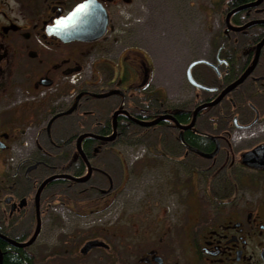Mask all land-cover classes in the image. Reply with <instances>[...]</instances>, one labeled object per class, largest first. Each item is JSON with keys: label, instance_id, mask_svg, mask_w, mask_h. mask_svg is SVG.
I'll return each mask as SVG.
<instances>
[{"label": "flooded vegetation", "instance_id": "obj_1", "mask_svg": "<svg viewBox=\"0 0 264 264\" xmlns=\"http://www.w3.org/2000/svg\"><path fill=\"white\" fill-rule=\"evenodd\" d=\"M150 2L155 0H0L1 264H77L94 253H103L105 264H264V168L257 162L251 166L241 163L242 154L264 145V141H256L264 119V44L250 74L219 104L200 110L192 129L181 131L172 120H164L154 126L152 146L140 149L141 155H152L157 160L158 171L182 173L184 180H177V183L179 181L182 190L190 191L178 199L176 211L144 209L133 234L111 230L104 239L94 234L93 239L85 240L79 247L72 246L65 236H61L56 238L59 245H42L39 250H33L37 242L42 244L43 240H49L48 235L42 237L41 226L45 209L50 204L49 186L54 181L40 193V228L33 243L17 247L8 242L25 244L35 235V194L52 174L47 176L46 164L34 156L43 159L51 155L49 146L54 151L60 149L57 140L62 125L59 122L65 116L79 114L82 96L107 102L113 97L118 100L115 107L105 108L106 122L110 124L118 112L115 137L118 123L135 124L130 118L149 122L170 116L177 123L189 120L181 123V126H187L200 105L215 100L225 87L252 66L257 45L264 40V25H254L240 32L227 31L226 15L242 6L238 5L226 12L224 25L221 20L222 27L213 38L215 50L207 58L193 60H204L213 65L211 68L201 64L191 70L192 78L201 85H204L203 79H214L215 86L204 85L213 91L192 86L200 94L194 95L197 100L191 108L172 104L158 89L149 91L151 74H147L150 66L144 62L145 56L132 47L113 54L118 37L114 40L116 35H112L113 30L125 34L136 28L135 39H138L139 13L144 7L150 9ZM262 19L264 0L257 7L233 13L229 25L239 28ZM59 20L64 23L57 25ZM85 70L96 78L86 86L104 90L106 94L99 96L77 89L64 109L58 102L63 96L64 80L67 79L74 88L78 83L76 77ZM108 75L109 78L101 83L100 77ZM222 104L218 117L208 118L209 110ZM227 105L230 114L223 115ZM149 116L153 119H144ZM94 119L98 125L105 122L99 117ZM223 120L227 124L225 128L221 124ZM207 125L211 126L210 131ZM234 128L248 130L247 137L256 142L241 154L240 165H235L234 179L227 177L223 192L214 194L207 189L212 175L208 178L205 174L220 167L217 164L220 158L222 163L225 162L223 147ZM166 129L171 131L166 133L170 136L165 134ZM34 133L42 137L34 144L32 152L27 141ZM42 140H46L45 145ZM141 144L150 145L147 142ZM35 164L36 168L32 169ZM241 170L245 176L241 175ZM199 174L205 178L206 197L203 199L191 194V188L197 186L192 178ZM111 190L106 193L109 200L112 199ZM32 219L35 222L33 233L25 228ZM88 243H91L89 251L82 253L81 249ZM9 255L11 260H6Z\"/></svg>", "mask_w": 264, "mask_h": 264}, {"label": "rangeland", "instance_id": "obj_2", "mask_svg": "<svg viewBox=\"0 0 264 264\" xmlns=\"http://www.w3.org/2000/svg\"><path fill=\"white\" fill-rule=\"evenodd\" d=\"M216 2L218 0H155L154 3L150 2V9L144 7V10L139 13L141 23L138 28L140 35L138 39H135L136 28L128 30L125 34H117L113 30L112 36L116 35L114 40L118 37V43L113 45L115 48L113 54L130 47L133 48L132 50L140 51L145 56L144 62L149 63L150 66L151 72L147 74H151L149 79L151 85L148 90L158 89L161 94L167 95L172 104L191 108L197 100L194 99V95L200 93L187 82L185 72L191 61L207 58L209 53L215 50L213 38L217 36L222 27V17L219 11L213 8ZM131 32L132 36H130ZM108 78L109 75L100 77L101 83ZM111 78L113 79V76ZM75 80H78V83L74 88L67 79L64 80L63 96L58 100L64 109L69 106L72 94L77 89L88 90L99 96L106 94L104 90L98 91L96 88L90 89L86 86L87 83L96 80L87 70L81 72ZM90 100L86 104H80L79 114L73 117V120L64 118L59 122L60 126L62 125L61 134L58 136L59 141L70 139L72 135L75 137L71 144L66 146L69 154L76 153V138L80 135V131L92 128L93 123H97L94 117L101 118L100 116L106 114V107H115L118 102L114 97L110 102H104L103 105L99 103V100ZM259 130L260 137L256 141L263 142L264 119ZM248 134V130L234 128L230 137H227L226 145L223 147L226 155L222 153L225 162L222 163L220 158L217 162L220 167L216 171H209L205 174L208 178L212 175L211 183L207 185L210 192L221 194L225 182L228 181L227 177L236 176L235 165H240L241 154L249 150L256 142L249 139ZM30 136L27 142L29 146H32L31 151L33 152L34 144L40 142L42 136L39 137L35 133ZM45 142L46 140H42L43 145ZM147 147L151 146L141 143L134 146L124 145L115 141L108 146L96 149L94 153L96 157L89 160V163L92 168L95 167L93 171L106 173L103 177L110 178L111 186L108 182L102 183V176H96L97 178L91 181L93 183H90V191L77 197L74 204L68 202V199L63 196L56 199L50 197L51 202L45 209L41 226V234L44 235L42 237L45 238V235H48L49 240L47 242L43 240L42 244L40 241L37 242L33 250H39L42 245L47 247L51 244L59 245L56 238L61 236H65L72 246L79 247L84 244L85 240L93 239L94 234H97L100 239H104V235L111 230L119 234H133L138 229L140 213L144 212V209L150 212L153 208L159 212L176 211L178 208L176 202L179 198L182 199L188 195L190 189L182 190L179 181L177 183V180H184L182 173L158 171L156 169L157 160L152 155H141L140 149ZM242 174L245 176L244 172ZM202 175L199 174L192 178L197 182V186L192 185V197L196 196L201 199L206 197L205 178ZM234 183L237 184V181L234 180ZM110 188L112 189L111 200L108 196L106 197ZM25 228L33 233L34 220L32 219ZM77 264H105L104 254L94 253L80 259Z\"/></svg>", "mask_w": 264, "mask_h": 264}, {"label": "trees", "instance_id": "obj_3", "mask_svg": "<svg viewBox=\"0 0 264 264\" xmlns=\"http://www.w3.org/2000/svg\"><path fill=\"white\" fill-rule=\"evenodd\" d=\"M253 0H218V2L214 3V10L219 11L221 17H222V24L224 25V16L226 15V12L229 11L231 8H234L238 5H243V4H248ZM234 23H236V19H234ZM206 86H215L216 83L213 80H210L209 78L207 79H203V83ZM83 91V90H80ZM148 96V95H147ZM145 96V97H147ZM91 99L93 101H97L94 100L86 95L82 96L80 104H86V102ZM90 100V101H91ZM148 99H145V101H147ZM104 102L106 101H100L99 103H101V105L104 104ZM80 106V105H79ZM224 106L223 104L220 106H217L213 111L209 110L208 112V118L211 117H218L217 115H219V110L220 108ZM81 108H79L80 111ZM99 112L101 113V109L99 110ZM218 112V113H217ZM98 113V112H96ZM213 113V114H212ZM210 114H212L213 116H211ZM230 114V108L227 107L224 109L223 115H229ZM97 115V114H96ZM106 115L100 116L101 119L105 120L104 124H95L93 123L92 128H88L87 130H82L80 131L81 134H85V133H92L95 135H100V136H110L112 134V124H110L109 122H106V118L104 117ZM73 116H65L64 118H72ZM85 117V116H83ZM103 117V118H102ZM74 118H72L71 120H73ZM145 120L149 119H153L152 116L146 117L144 118ZM220 120H222L221 118H219ZM218 119V120H219ZM189 120H184L181 121L179 120V124L181 125V123H188ZM222 127L225 128L227 126L226 121L223 120L221 122ZM77 125V124H76ZM89 127V126H88ZM154 128L155 127H151V128H142L139 127L133 123H127V124H123V123H118L117 124V134L115 139L110 142V143H104L101 141H96L93 138H85L82 140L81 142V147L82 150L85 154V156L87 157L88 160H92V158L96 157V155H94V151L95 149H100V147L102 146H108L111 143L118 141L121 142L124 145H138L140 143H149L150 146H152V140H153V134H154ZM211 126L207 125V130L210 131ZM178 131L176 130V133ZM166 133H171L170 130L165 131ZM73 134V133H72ZM79 135V136H80ZM168 135V134H166ZM170 136V135H168ZM72 138L70 139H65V141L61 142L59 141L58 138V144L60 145V149L57 151H54L53 149H51V147L49 146V150H52V154L48 155L46 158L41 159L38 156H34V158L36 160H41L42 162H44L47 166V171H46V175H53V174H70L72 176L75 177H83L86 173V165L85 163L81 160V158L74 152V154H69L66 150V146H69V144H71L72 139H74L75 137L72 135ZM77 139V138H76ZM185 142L187 144H189V142L187 140H185ZM191 144V143H190ZM49 157V159H48ZM99 165V164H98ZM92 167V166H91ZM95 169L92 168V172L90 177L83 183H74L71 181H66V180H57L55 181L53 184H51V186H49V191L48 192V197L50 199V197L56 199L59 197H64L65 199H68V202H72L73 204L76 203V199L77 197L83 195V194H87L90 191V183L92 180H95V178H97L96 176H102V183L108 182L109 184V179L110 178H105L103 176L106 175V173H99L97 170L93 171ZM96 174V175H95ZM40 176V175H38ZM42 178H43V173H42ZM45 176V175H44ZM84 186H86L85 188H83ZM66 194V196H65ZM79 199V198H78ZM100 199V198H98ZM97 200V199H96ZM80 201V199H79ZM90 201V200H89ZM51 202V201H50ZM83 203H85V201H82ZM6 260H11V255L6 257Z\"/></svg>", "mask_w": 264, "mask_h": 264}, {"label": "water", "instance_id": "obj_4", "mask_svg": "<svg viewBox=\"0 0 264 264\" xmlns=\"http://www.w3.org/2000/svg\"><path fill=\"white\" fill-rule=\"evenodd\" d=\"M262 2V0H256L255 2H252V3H248V4H245V5H242L234 10H232L231 12H229L227 15H226V18H225V23L227 25V31L228 30H231L233 32H240L246 28H249V27H252L254 25H264V19L262 20H254V21H251L247 24H245L244 26L242 27H239V28H234V27H231L229 25V18L230 16L237 12V11H242V10H246V9H249V8H254V7H257L260 5V3ZM67 21H71V19H68ZM65 30L66 29H70V27H64ZM264 44V40H262L258 45H257V48H256V51H255V56H254V60H253V64L252 66L237 80L235 81L234 83H232L231 85L227 86L224 88V90L221 92V94L215 99V100H212L210 102H206L202 105H200L193 113V117H192V121L189 125L187 126H181L179 123H177L176 120H174L172 117L170 116H162L158 119H155L153 121H144V120H137V119H134V118H130V120H132L137 126L139 127H142V128H151V127H154L156 126L158 123L164 121V120H172V122H174V124L176 125V127L178 129H180L181 131H186V130H189V129H192L194 127V124H195V120H196V115L197 113L202 110V109H205V108H210V107H214L216 106L217 104L220 103V101L223 100V98L228 95L230 92H232L239 84H241L244 79L250 74V72L253 70L258 58H259V53H260V50H261V47L263 46ZM200 64H205V65H208L210 66L211 68H213V65L209 64L208 62L204 61V60H197V61H194L192 62L188 67H187V70H186V78H187V81L189 82V84L199 90H202V91H207V92H211L213 91L214 89L213 88H209V87H206V86H203L199 83H197L196 81L193 80L192 76H191V70L194 66L196 65H200ZM117 113L116 112L114 115H113V126H112V130H113V134L112 136H100V135H95V134H91V133H86V134H83L81 136H79L76 140V152L78 154V156L83 160V162L86 164L87 166V176L86 177H75V176H72V175H69V174H56V175H52L50 176L49 178L45 179L41 185L39 186V188L37 189V192L35 194V207H36V213H37V227H36V232H35V235L33 236V238L25 243V244H19V243H15L13 241H8L10 244H12L13 246H17V247H27L29 245H31L39 231V228H40V221H39V217H38V202H39V197H40V193L42 191V189L54 182V181H57V180H66V181H71V182H74V183H83L85 182L91 175V172H92V169H91V166L87 160V158L85 157L83 151H82V148H81V142L84 138H93L95 139L96 141H101V142H104V143H108V142H111L115 139V131H116V116H117ZM197 135L199 136H202V137H206V138H211V136L207 135V134H200V133H197ZM180 141L181 143L185 146V144L183 143L182 139H181V136H180ZM187 149L195 154H198V155H201L203 156V154H201L199 151L195 150V149H192V148H189L187 147ZM253 162H257L259 163V166L264 168V145H260L258 147H256L254 150H251L249 152H246L244 154H242L241 156V163L243 165H246V166H251L253 164ZM36 164L32 167V169H35L36 168ZM91 247V243H88L86 244L82 249H81V252L82 253H86L89 251ZM1 264V262H0Z\"/></svg>", "mask_w": 264, "mask_h": 264}, {"label": "snow or ice", "instance_id": "obj_5", "mask_svg": "<svg viewBox=\"0 0 264 264\" xmlns=\"http://www.w3.org/2000/svg\"><path fill=\"white\" fill-rule=\"evenodd\" d=\"M80 8H82L83 6H79ZM64 23V20H59L57 21V25H62Z\"/></svg>", "mask_w": 264, "mask_h": 264}]
</instances>
